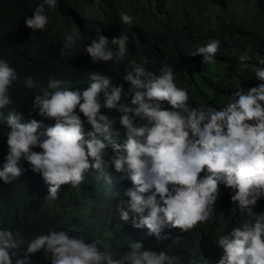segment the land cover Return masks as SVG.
<instances>
[{
    "label": "clouds",
    "instance_id": "clouds-1",
    "mask_svg": "<svg viewBox=\"0 0 264 264\" xmlns=\"http://www.w3.org/2000/svg\"><path fill=\"white\" fill-rule=\"evenodd\" d=\"M57 4L58 0L37 4L24 19L25 26L32 32L47 30V10ZM136 19L126 11L119 13L120 23L129 28ZM78 38L66 35L59 55L73 49ZM130 42L126 34L111 39L99 34L85 51L93 63L117 64L127 56ZM220 44L219 39H211L190 55L214 65ZM251 59L244 53L238 62L261 83L248 90L240 87L219 110L189 106V91L177 86L167 57L155 72L144 67L150 63L147 57L140 63L130 61V70L123 75L133 90L130 104L124 102L123 85L115 86L110 76L97 71H92L90 83L82 89L50 77L47 86L35 93L29 109V115L54 120L45 128L36 119L22 123V113L12 107L10 94L18 79L16 69L0 57V118L8 128L0 181L5 185L16 181L23 172L21 161H26L47 185L46 199L54 201L60 199L63 185L79 189L90 170L97 180L112 186L106 172L112 166L133 185L124 192L128 199L115 208L120 220H131L136 229L146 228L157 243L168 239L161 234L166 227L190 233L214 223L220 183L231 190L234 214L237 209L251 212L250 206L264 197V57L254 65L248 64ZM24 83L26 88L36 86L31 76ZM6 109L11 110L5 117ZM102 109L121 114L118 122L126 136L122 144L116 142L121 135V129L114 127L116 118ZM109 148L114 155H109ZM71 211L72 206L55 208L59 214ZM215 245L223 250L218 264H264V214L219 234ZM171 251V244L157 251L130 239L128 250L120 253L105 240L70 228H52L26 239L19 230L0 227V264H33L31 256L39 252L50 264H184ZM188 264L199 261L192 258Z\"/></svg>",
    "mask_w": 264,
    "mask_h": 264
},
{
    "label": "trees",
    "instance_id": "trees-1",
    "mask_svg": "<svg viewBox=\"0 0 264 264\" xmlns=\"http://www.w3.org/2000/svg\"><path fill=\"white\" fill-rule=\"evenodd\" d=\"M226 1L58 0L55 9H46L50 17L47 30L32 32L25 26L24 19L43 0H0V57L10 62L18 77L10 90L15 102L12 107L21 111L22 123L36 119L45 128L51 126L54 120L44 119L36 113L29 115L35 93L47 86L50 77L66 82L69 88H85L90 83L92 71L110 76L115 86L123 85L124 102L130 104L133 90L123 80V75L130 70V61L135 59L140 63L141 58L147 57L150 63L144 67L155 72L167 57L166 62L174 68L177 86L189 91V106L208 105L219 110L240 87L248 90L261 83L250 68H241L239 56L244 53L251 56L249 65L264 57L263 34L228 17L222 9L227 7ZM254 6L264 11V0H254ZM125 11L137 18L131 28L119 21V13ZM69 34L79 38L76 46L61 56L59 51ZM99 34L110 39L120 34L129 36L131 42L123 62L91 61L85 46ZM211 39L221 42L214 65L203 64L201 56L190 55ZM233 49L237 51L234 53ZM29 76L36 82L34 88L25 87V79ZM10 110H3L5 117ZM102 112L107 113V110L102 109ZM107 114L116 118L114 127L121 129L116 142L122 144L126 136L118 122L121 114L115 110ZM85 127L87 131L91 130L90 126ZM7 131L6 121L0 118V169L7 154ZM34 150L41 151L39 148ZM108 151L109 155H114L111 148ZM20 166L23 172L16 181L8 185L0 181V227H8L13 232L19 230L26 239L52 228H70L74 233L103 239L120 253L128 250L132 239L157 251L171 244L170 254L180 256L184 264L192 258L199 264H218L223 250L215 245L216 237L242 226L246 220L255 222L260 214H264V197L255 206H250L251 212L237 209L234 214L231 190L220 183L214 223L202 225L190 233L166 227L161 234L167 235L168 239L157 243L156 237L148 235L146 228H134L131 220H120L115 211L121 200L128 199L124 192L133 186L125 173L108 167L106 172L113 181L110 186L103 179L97 180L90 170L79 189L63 185L60 199L53 201L46 199L48 188L42 176L31 171L26 161H21ZM205 174L206 170L201 173L202 176ZM57 205L61 208L72 206V211L56 213ZM31 260L33 264H50L43 252L34 254Z\"/></svg>",
    "mask_w": 264,
    "mask_h": 264
},
{
    "label": "rangeland",
    "instance_id": "rangeland-1",
    "mask_svg": "<svg viewBox=\"0 0 264 264\" xmlns=\"http://www.w3.org/2000/svg\"><path fill=\"white\" fill-rule=\"evenodd\" d=\"M224 9L228 17L244 24L253 32H261L264 36V11L255 8L254 0H227Z\"/></svg>",
    "mask_w": 264,
    "mask_h": 264
}]
</instances>
